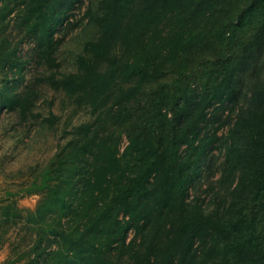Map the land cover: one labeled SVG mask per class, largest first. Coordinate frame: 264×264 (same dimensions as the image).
<instances>
[{
  "label": "trees",
  "instance_id": "1",
  "mask_svg": "<svg viewBox=\"0 0 264 264\" xmlns=\"http://www.w3.org/2000/svg\"><path fill=\"white\" fill-rule=\"evenodd\" d=\"M81 3L0 0V33L12 15L21 36L0 38V113L40 118L37 92L21 89L20 44L27 39L34 59L56 70L55 36ZM90 5L83 18L94 33L75 71L44 82L92 118L25 186L24 195L39 197L32 210L12 194L0 198L4 222L36 231L23 264H264V84L228 117L222 198L208 212L202 200H189L221 140L220 116L238 99L239 74L263 55L264 0ZM238 31L247 34L239 51ZM200 70L209 76L204 87L190 81ZM210 124L211 135L203 132ZM119 135L127 141L120 155Z\"/></svg>",
  "mask_w": 264,
  "mask_h": 264
},
{
  "label": "rangeland",
  "instance_id": "2",
  "mask_svg": "<svg viewBox=\"0 0 264 264\" xmlns=\"http://www.w3.org/2000/svg\"><path fill=\"white\" fill-rule=\"evenodd\" d=\"M96 1L82 0V3L72 12L69 21L65 22L56 34L55 39L58 44L56 60L59 63L56 70H49L34 59L31 53L32 45L27 39L19 43V54L22 60L26 61L22 71L24 82L21 89L30 88L37 92L38 99L33 111L39 114L40 118L20 121L16 111L0 113V198L6 199L9 194H12L18 207L32 210L36 206L39 197L24 195L25 186L34 176L39 175L51 162L56 152L72 137L73 128L92 118L88 111L76 108L61 92L51 89L44 79L54 73L59 76L75 71L76 56L80 53L83 42L94 33L92 27L83 18V13ZM11 20L12 15L3 20L4 28L0 38L6 36L12 43H16L21 36L17 35L13 29ZM235 41V48L239 51L242 44L247 41V34L238 31ZM262 53L263 55L251 63L247 71L239 74L238 99L220 116V128L217 135L221 140L216 142L207 153L201 175L190 189L189 200L194 198L202 200L206 212L215 207L214 197L221 199L223 196V187L218 180L224 155L222 142L230 122L228 117L231 116L234 120L235 114L248 105L253 90L264 84V50ZM8 77L13 78L11 74ZM208 80L209 76L203 70L190 78L193 85L200 87L207 85L210 82ZM151 89V86L147 87L144 94L150 93ZM50 116L55 117L52 125L41 121ZM207 127L203 132L211 135L217 125L210 124ZM114 136L117 134L115 133ZM117 144L120 155L127 144L124 135H119ZM3 220L0 211V264H23L21 260L28 255L36 231L30 229L31 225H23L21 222L15 224L11 221L6 223Z\"/></svg>",
  "mask_w": 264,
  "mask_h": 264
}]
</instances>
